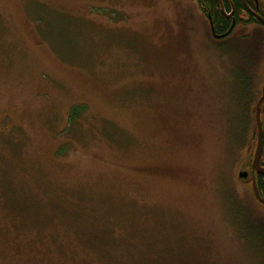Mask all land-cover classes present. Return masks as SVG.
Listing matches in <instances>:
<instances>
[{"label":"rangeland","instance_id":"1","mask_svg":"<svg viewBox=\"0 0 264 264\" xmlns=\"http://www.w3.org/2000/svg\"><path fill=\"white\" fill-rule=\"evenodd\" d=\"M248 30L212 39L194 0H0V264H264L232 182Z\"/></svg>","mask_w":264,"mask_h":264},{"label":"flooded vegetation","instance_id":"2","mask_svg":"<svg viewBox=\"0 0 264 264\" xmlns=\"http://www.w3.org/2000/svg\"><path fill=\"white\" fill-rule=\"evenodd\" d=\"M194 1L206 16L212 39L217 41L227 40L232 37L237 28L241 26L245 27L247 30L248 28H251V30L248 31L252 32L250 34L246 33V35L248 34V36H251L254 32H256L260 36L258 37L260 39L255 43L258 49L255 51L256 57L251 66L248 78V80H252V83H250L251 86L249 84L250 88H248L246 95V105L249 110L251 126L246 133L244 147L233 156L232 182L236 183L234 186L237 195L239 193L238 188H241L246 192L249 190V195L244 194L245 199L248 202V199H250L252 203L254 202V204L264 209V24L257 18L262 17L264 19L262 15V12H264V0H215V3L212 0ZM237 2L244 7V10L242 11L243 20L249 22L252 18L261 23L262 27H259L254 23L240 24L237 27ZM213 8L218 9L221 15L218 16L216 21L213 15ZM233 8H235L234 15L230 16ZM223 10L225 11V14H223ZM234 20L235 27L233 31L223 38H217V36L225 35L228 32ZM221 22L224 23V25ZM228 22H230L229 25ZM259 107L263 132L260 157L256 156L259 142ZM254 184L256 185L259 198L256 196Z\"/></svg>","mask_w":264,"mask_h":264},{"label":"water","instance_id":"3","mask_svg":"<svg viewBox=\"0 0 264 264\" xmlns=\"http://www.w3.org/2000/svg\"><path fill=\"white\" fill-rule=\"evenodd\" d=\"M219 1H221V0H219ZM234 11H235V8H233V11H232L230 16L234 15ZM223 14H225L224 10H223ZM257 18L264 24V19L262 17H257ZM234 27H235V20L233 21L232 26L230 27L228 32L225 35L217 36V38H223V37L229 35L233 31ZM258 128H259V142H258V151H257L256 156L260 157V153H261V149H262V138H263L262 123L260 121V107L258 108ZM254 189H255V192H256V196H258L255 184H254ZM258 198H259V196H258Z\"/></svg>","mask_w":264,"mask_h":264},{"label":"trees","instance_id":"4","mask_svg":"<svg viewBox=\"0 0 264 264\" xmlns=\"http://www.w3.org/2000/svg\"><path fill=\"white\" fill-rule=\"evenodd\" d=\"M214 3H215V0H212ZM216 6V5H215ZM236 7H237V18H236V21H237V27L240 25V24H248V23H254V24H256V25H258L259 27H262V24L261 23H259V22H257V21H255L254 19H250V21L248 22V21H244L243 20V13H242V11L244 10V7H243V5H241L239 2H237V5H236ZM213 15H214V17H215V21L217 20V18H218V16H221L220 15V12H219V10L218 9H215V8H213ZM262 15H263V17H264V12H262ZM222 23V22H221ZM223 25H224V23H222ZM230 24V22H228V25ZM236 27V28H237ZM235 28V29H236ZM264 30V29H263ZM74 113L75 112H73L72 111V115H74Z\"/></svg>","mask_w":264,"mask_h":264}]
</instances>
